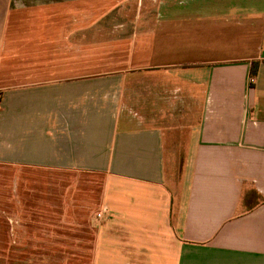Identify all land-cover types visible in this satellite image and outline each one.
I'll list each match as a JSON object with an SVG mask.
<instances>
[{
  "label": "crops",
  "instance_id": "1",
  "mask_svg": "<svg viewBox=\"0 0 264 264\" xmlns=\"http://www.w3.org/2000/svg\"><path fill=\"white\" fill-rule=\"evenodd\" d=\"M0 171L4 260L264 264V0H0Z\"/></svg>",
  "mask_w": 264,
  "mask_h": 264
},
{
  "label": "rangeland",
  "instance_id": "2",
  "mask_svg": "<svg viewBox=\"0 0 264 264\" xmlns=\"http://www.w3.org/2000/svg\"><path fill=\"white\" fill-rule=\"evenodd\" d=\"M128 17H126V20ZM106 67L108 65H100V64H94L92 65V68L90 70H93L94 72L106 70ZM179 163L180 161H176ZM30 180H37L40 181L41 177L35 176V175H29L28 177ZM49 183H53L57 186L55 189V195L59 196V202L58 197H55L54 199L50 197L51 201L55 202V207L58 205L60 206L59 211L61 212V216L58 217L55 214V219H26L30 223L31 230L36 231L37 225L40 227L44 225L45 231L48 232H59L60 233V241H61V252L67 251V246L69 243V220L70 218H74L77 216V218L81 219V216L87 217L88 214L82 212L81 210L84 209H90L91 210V202L85 200L84 195L88 196L90 200L97 199L99 197V189H100V180L98 177L95 176H67V175H61V176H47L46 180ZM5 184V176L3 171H0V185ZM0 190V196L2 199L0 200L3 202L4 199V192ZM96 192H93V191ZM77 199V201H76ZM52 204V203H51ZM3 206H0V231L3 232L6 228V223H8L7 219H4L5 217L3 212ZM57 210V207H56ZM77 214V215H76ZM72 216V217H70ZM95 211H90L88 219L95 217ZM52 217V214H51ZM57 218V219H56ZM83 220V219H82ZM33 223V224H32ZM5 227V228H4ZM9 227V226H8ZM18 227V226H17ZM59 227V228H58ZM17 230V229H16ZM15 230V231H16ZM78 230V229H77ZM20 231V229H18ZM79 231V230H78ZM84 227L82 228V235L87 237L88 234H85ZM72 230L70 231V233ZM72 233H75L73 231ZM89 258V256H82V257H69L67 255H59V256H45V257H36V256H28L26 258L25 262H22V264H69V260L75 259L77 261V264L84 263L85 258ZM22 258L20 256H9L6 260L5 257L0 258L1 264H4L5 262L7 264H19V259ZM44 261V262H42Z\"/></svg>",
  "mask_w": 264,
  "mask_h": 264
},
{
  "label": "built area",
  "instance_id": "3",
  "mask_svg": "<svg viewBox=\"0 0 264 264\" xmlns=\"http://www.w3.org/2000/svg\"><path fill=\"white\" fill-rule=\"evenodd\" d=\"M101 216H102V214H101V213L97 214V217H98V218H101Z\"/></svg>",
  "mask_w": 264,
  "mask_h": 264
}]
</instances>
